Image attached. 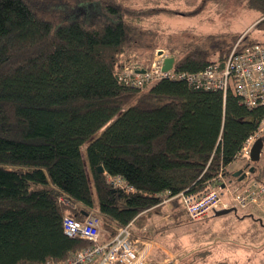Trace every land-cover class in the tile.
Listing matches in <instances>:
<instances>
[{
    "label": "trees",
    "instance_id": "trees-1",
    "mask_svg": "<svg viewBox=\"0 0 264 264\" xmlns=\"http://www.w3.org/2000/svg\"><path fill=\"white\" fill-rule=\"evenodd\" d=\"M61 1L100 6L110 19L55 24L37 0H0V264L58 262L87 246L65 233L66 215L94 213L114 234L131 221L142 228L166 198L180 203L177 194L199 192L219 173L236 179L229 166L264 117V105L249 107L232 88L182 78L122 84L126 65L150 66L137 34L154 12L125 0ZM248 2L264 30V0ZM238 37L184 43L177 70L204 69ZM252 175L241 183L264 181Z\"/></svg>",
    "mask_w": 264,
    "mask_h": 264
},
{
    "label": "rangeland",
    "instance_id": "rangeland-1",
    "mask_svg": "<svg viewBox=\"0 0 264 264\" xmlns=\"http://www.w3.org/2000/svg\"><path fill=\"white\" fill-rule=\"evenodd\" d=\"M37 2H41V16L51 19L55 24L74 19L87 23L110 19L100 6L74 7L76 4L69 6L61 0ZM125 2L154 12L145 19L143 30L137 34L139 49L152 53L153 57L157 49H166L179 59L187 50L181 51L183 44L188 42L208 48L206 36L209 33L229 32L239 36L245 33L252 40L264 42V30L256 26L260 12L248 0ZM235 41L236 39L232 44ZM217 58L212 55L209 57L211 60ZM85 148L86 145H83V151ZM246 163L239 158L229 168L234 172L244 168ZM253 165H258L259 168L252 173V177L262 176L264 147L261 159ZM246 171L249 172L248 169ZM226 181L232 189H236L242 182L230 176ZM237 209L239 216L253 213L264 220V209L260 206L252 204ZM215 212L193 218L177 199L166 198L159 210L157 208L149 216L150 220L145 228L134 226V234H138L136 237L152 243L147 264H212L218 261L230 264H264V224L249 216L238 217L234 212L222 215H215ZM102 228L105 236H109L110 232L105 227Z\"/></svg>",
    "mask_w": 264,
    "mask_h": 264
},
{
    "label": "built area",
    "instance_id": "built-area-1",
    "mask_svg": "<svg viewBox=\"0 0 264 264\" xmlns=\"http://www.w3.org/2000/svg\"><path fill=\"white\" fill-rule=\"evenodd\" d=\"M172 55L175 56L173 66L164 70L166 57ZM177 60L176 55L169 50L157 49L149 68L137 67L135 63L126 65L119 71L118 79L122 84L145 88L149 83L162 78H182L195 87L218 89L224 94L232 88L249 107L264 105V42L248 43L243 33L222 58L213 59L197 72H179L176 68ZM263 135L264 117L245 141L239 157L245 161L250 160L254 141ZM111 181L125 186L121 177L111 178ZM174 198H179L183 209L193 218L233 205L246 208L255 204L264 209V181L253 179L232 189L223 173H219L203 190L181 192ZM63 224L67 235L85 239L89 244L65 260L46 261L42 264H147L152 243L135 236L133 221L118 227L109 236H105L101 219L94 213L88 214L84 220L66 215Z\"/></svg>",
    "mask_w": 264,
    "mask_h": 264
},
{
    "label": "water",
    "instance_id": "water-1",
    "mask_svg": "<svg viewBox=\"0 0 264 264\" xmlns=\"http://www.w3.org/2000/svg\"><path fill=\"white\" fill-rule=\"evenodd\" d=\"M175 62V56H169L166 57L163 65L164 70H168L173 66V63ZM142 71H145V69H141ZM264 147V136L258 137L251 148V161L252 162H258L261 159V154L263 151ZM98 169L100 171H104V167L102 165L98 166ZM256 169L255 165H249L248 170L250 173H253ZM246 171L245 168H239L233 172V176L237 177L238 180H243L247 174L249 173ZM234 212L238 217L244 218L246 216L252 217L255 220H258L261 224H264V220L261 217H256L253 213H248L246 215L239 216L240 214L238 213V209L236 206L228 207V208H223L219 209L215 212V215H222L226 213Z\"/></svg>",
    "mask_w": 264,
    "mask_h": 264
},
{
    "label": "crops",
    "instance_id": "crops-1",
    "mask_svg": "<svg viewBox=\"0 0 264 264\" xmlns=\"http://www.w3.org/2000/svg\"><path fill=\"white\" fill-rule=\"evenodd\" d=\"M231 165V164H230ZM237 170V169H236ZM235 171V170H234ZM150 220V218L145 222V225L142 226V228H145L148 225V221ZM138 227V226H137ZM139 228V227H138Z\"/></svg>",
    "mask_w": 264,
    "mask_h": 264
}]
</instances>
